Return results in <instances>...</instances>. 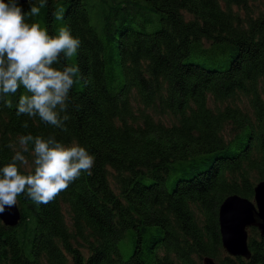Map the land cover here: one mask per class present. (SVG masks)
Returning a JSON list of instances; mask_svg holds the SVG:
<instances>
[{
	"label": "trees",
	"instance_id": "trees-1",
	"mask_svg": "<svg viewBox=\"0 0 264 264\" xmlns=\"http://www.w3.org/2000/svg\"><path fill=\"white\" fill-rule=\"evenodd\" d=\"M249 1L47 0L29 22L82 42L67 62L80 70L70 119L64 130L17 116L21 87L0 105V167L28 133L75 141L94 166L48 204L17 197V226L0 218V264H264L257 227L249 259L222 250L219 216L264 179V11L233 8Z\"/></svg>",
	"mask_w": 264,
	"mask_h": 264
},
{
	"label": "clouds",
	"instance_id": "clouds-1",
	"mask_svg": "<svg viewBox=\"0 0 264 264\" xmlns=\"http://www.w3.org/2000/svg\"><path fill=\"white\" fill-rule=\"evenodd\" d=\"M28 2L25 12L20 0H0V105L12 107L8 97L22 87L17 116L38 117L66 130L70 92L80 72L67 62L77 55L82 42L68 26L50 34L40 23L29 22L39 16L47 0H39L38 7ZM53 15L55 20H63L64 8L57 7ZM22 127H29L27 121ZM30 142L34 144L33 160L26 167L29 161L23 153L29 152ZM18 144L20 150L0 167V214L16 206L22 194L36 204H48L82 173L91 175L94 157L75 141L65 144L55 136L28 133L18 137Z\"/></svg>",
	"mask_w": 264,
	"mask_h": 264
},
{
	"label": "water",
	"instance_id": "water-1",
	"mask_svg": "<svg viewBox=\"0 0 264 264\" xmlns=\"http://www.w3.org/2000/svg\"><path fill=\"white\" fill-rule=\"evenodd\" d=\"M255 192V203L248 197L234 193L221 204L219 216L223 246L232 256H243L247 259L252 256L248 238L250 227H257L264 236V179L257 183ZM0 218L6 225L17 226L22 219L18 202L10 209L6 208ZM202 263L223 264L211 256H205Z\"/></svg>",
	"mask_w": 264,
	"mask_h": 264
},
{
	"label": "rangeland",
	"instance_id": "rangeland-1",
	"mask_svg": "<svg viewBox=\"0 0 264 264\" xmlns=\"http://www.w3.org/2000/svg\"><path fill=\"white\" fill-rule=\"evenodd\" d=\"M220 1H221V4L223 5V7H225L226 6L225 0H220ZM233 8H234V11L236 13H238V11H239L242 14L243 17H247L249 14H252L253 16H257V15H259L261 13V11H264V0H258V1L250 0L249 3H248V5L246 7H240V6L237 5V6H233ZM248 102H249L248 98L247 97H243L242 102H241V106H244V107H246V108L249 109ZM156 116L158 118L157 120H159L161 122L163 121L165 124H171V122L173 121L172 119L174 118V117L172 118L171 115H163V114L162 115H159V114L157 115L156 114ZM230 130H231V128L228 127L227 132H229ZM17 142L18 141H16V143L14 144L15 145V151H19L20 150L19 149V144ZM31 150L32 149L29 146V152L23 153L25 155L26 159L29 161V163H28V165L26 167H31L32 166L33 156H32ZM111 183H112L113 186L116 187L117 181H116V176L115 175H112L111 176ZM254 192H255V190H254ZM255 194H256V192H255ZM251 200L255 203V199L254 198H252ZM253 227H255V226H252V227H250L248 229V235L250 233V229L253 228ZM248 238H249V236H248ZM249 240H250V238H249ZM222 250L224 252H227L229 255H231L228 251H226V249L224 248V246H223ZM84 253L87 255L88 250L85 249L84 250ZM221 258L222 257L219 256L216 259H217V261L220 262L221 261L220 260ZM202 264H204V263H202Z\"/></svg>",
	"mask_w": 264,
	"mask_h": 264
}]
</instances>
